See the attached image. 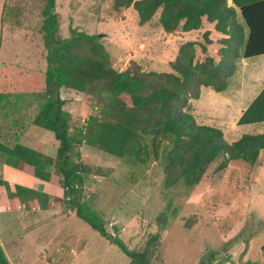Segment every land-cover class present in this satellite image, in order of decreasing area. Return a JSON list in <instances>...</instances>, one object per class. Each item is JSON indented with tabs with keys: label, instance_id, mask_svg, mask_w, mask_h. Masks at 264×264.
Wrapping results in <instances>:
<instances>
[{
	"label": "rangeland",
	"instance_id": "obj_1",
	"mask_svg": "<svg viewBox=\"0 0 264 264\" xmlns=\"http://www.w3.org/2000/svg\"><path fill=\"white\" fill-rule=\"evenodd\" d=\"M44 3L0 0V121L11 130V136H0V143L8 147L18 143L35 150L43 144L44 157H54L58 149L54 134L30 121L47 97V51L41 31ZM54 13L59 37L69 38L72 31L97 36L118 71L137 64L143 71L168 72V64L183 41L180 35L165 36L157 27L139 26L131 8L115 12L113 0H55ZM199 40L204 42L202 37ZM263 81L264 55L239 59L227 89L216 93L202 87L199 99L190 101L188 112L197 124L220 129L228 144L244 134L264 133V122L236 125ZM61 98L63 110L70 115V135L104 106L102 98L72 90L61 89ZM77 150L81 156L78 163L86 165L88 173L79 193L72 197L73 204L65 199L71 197L61 180L56 181L58 175L51 184L33 177L29 182H16L34 190L41 184L45 192L36 198L47 205L48 199L42 198L51 193L64 212L47 220H39V213L29 209L23 218L24 211L0 214L1 245L11 263L129 264L130 259L112 240L69 215L71 209L76 211L87 203L110 237L130 252L158 234L159 247L150 264H264V150L253 166L238 160L217 171L218 161L213 162L192 188L182 182L166 188L159 163L130 164L85 145ZM71 159L76 162L75 153ZM3 160L0 153V165ZM24 167L32 172L31 166ZM5 192L0 189V195L6 197ZM42 223H48L45 230L38 229ZM56 230L59 236L47 245L51 239L46 237ZM43 232L46 235L41 237Z\"/></svg>",
	"mask_w": 264,
	"mask_h": 264
},
{
	"label": "trees",
	"instance_id": "obj_2",
	"mask_svg": "<svg viewBox=\"0 0 264 264\" xmlns=\"http://www.w3.org/2000/svg\"><path fill=\"white\" fill-rule=\"evenodd\" d=\"M231 1L240 9L243 24H238L235 10L227 0H113L115 12L131 8L137 14L139 26L157 27L165 35L198 31L206 22L223 36L217 41L218 59L207 54L212 41L208 39L209 32H205L204 44H181L168 64L170 71L156 72L143 71L137 64L123 71L114 69L97 36L72 31L69 38L59 37L55 0H45L41 31L47 51V97L32 124L52 132L58 149L54 157H44L38 150L21 144L8 147L0 143L5 164L15 169L31 166L33 176L44 183L58 175L71 197L70 204L88 173L87 166L78 163L81 156L77 149L82 145L100 148L130 164H161L166 188L179 182L189 188L198 185L215 161L217 171L238 160L255 165L264 150V133L244 134L228 144L220 129L197 124L188 112L190 101L199 99L202 87L216 93L227 89L239 59L264 55V0ZM61 89L104 101L99 114L88 116L73 135L69 134L70 115L63 110ZM263 122L264 87L241 112L236 125ZM72 153L76 162L71 159ZM0 185L10 199L42 195L19 185ZM75 215L112 240L130 259L129 264H150L155 258L160 243L158 234L149 236L140 249L130 252L110 237L102 219L87 203L80 204ZM0 264H9L1 248Z\"/></svg>",
	"mask_w": 264,
	"mask_h": 264
},
{
	"label": "crops",
	"instance_id": "obj_3",
	"mask_svg": "<svg viewBox=\"0 0 264 264\" xmlns=\"http://www.w3.org/2000/svg\"><path fill=\"white\" fill-rule=\"evenodd\" d=\"M227 4L229 7H233V9L235 10V13H236V19H237V22L238 24H243V20L241 19V12H240V9L238 7H236L231 0H227ZM205 32H209V35H208V39L212 41V43L210 45L207 46V54L213 58H219V56L217 55L218 54V50L220 48V45L219 43L217 42L219 39H221L223 36L218 34L214 28H213V25L212 24H209V23H206V22H203V26L200 30L198 31H192V32H188V33H175V35H180L178 38L179 39H183V41L181 42V44L187 42V41H194V42H198V43H201V44H204L202 41L199 40L200 37H202L203 33ZM165 35V34H164ZM174 34H170V35H165V36H170L172 37ZM195 35L198 37L195 38ZM169 41V40H168ZM180 44V45H181ZM179 45V46H180ZM199 49V48H198ZM178 50V48H177ZM262 56V55H260ZM259 57V56H257ZM254 58V57H252ZM242 59V58H241ZM250 59V58H248ZM256 83V82H255ZM264 87V81L262 82V85L261 87L259 88V90H261L262 88ZM260 91H258L259 93ZM60 97H61V90H60ZM256 97V96H255ZM254 97V98H255ZM62 99V98H61ZM64 100V99H63ZM65 105V104H64ZM27 107V106H26ZM246 107L243 109L245 110ZM38 112V111H36ZM33 118L34 116L32 115L31 118H30V121L32 123L33 121ZM33 125V124H32ZM0 136H11V130L8 129L7 127H4L2 126V122L0 121ZM2 144V143H1ZM18 144V143H17ZM24 146V145H23ZM43 144H40L38 145L37 147V150L43 154ZM26 166V165H25ZM28 166V165H27ZM49 172L50 173H54L53 172V169H49ZM34 178L36 179L34 176H33V169H32V172H30V170H27V168H25L23 166L22 169H15L11 166H8L5 164L4 160L3 162L1 163L0 165V182H3V183H6L8 184L9 186H13V185H19L17 184L16 182L18 180H22L23 182H29V180L31 178ZM32 178V179H33ZM57 179V178H56ZM55 178L53 180L50 181V183H46V184H51L52 182H54L56 180ZM38 181H40L39 179H37ZM60 180V177L59 179H57L56 181ZM42 182V181H41ZM44 183V182H42ZM35 184V183H34ZM19 186H22V185H19ZM36 190L34 189H31L33 191H36L38 193H44L45 190L44 188H42L43 186L41 184H36ZM24 187V186H22ZM3 188L4 191H5V187L3 185H0V189ZM27 188V187H26ZM38 188H40V191ZM6 194V197L5 196H2L0 195V214H4V213H17V212H22L24 211L21 215H22V218L23 217H26V213H27V210L30 211V212H33V213H39L37 215L38 219L41 220H47L48 216L52 215V216H56L57 214H59L60 211H62L61 213H63L64 211L62 210V207L60 208L57 207L56 205L58 204V202H54V198H52V194H48V198H42V200H45V199H48V203L47 205H45V203L41 202L40 201V198H33V199H26V198H23V199H19V198H13V199H10L7 197V193L5 192ZM63 197H65L64 193L60 194V198L63 199ZM67 201L69 200V197H66L65 198ZM69 202V201H68ZM60 203V202H59ZM49 205V206H48ZM58 208V209H57ZM53 210V211H51ZM41 211H45L47 214L45 215L44 214H40ZM65 215V214H64ZM62 215V216H64ZM69 215L70 216H75V210L74 209H71L69 211ZM48 223H42L38 226V229L39 230H45V226L47 225ZM50 226H54V225H49V228ZM5 228V226H4ZM54 228V227H53ZM29 235V232L25 234V237L27 238ZM45 232H43V234L41 235V237H44ZM59 236V232L54 231V233L52 234H48V236L46 237L47 239H51V242H46L47 245H51V243L53 242V239L55 237H58ZM1 239V237H0ZM11 244H15V243H11ZM0 248H2L3 252L5 253L4 249H3V246L1 245V240H0ZM61 248V245H58L56 247L57 251L60 250ZM6 255V253H5ZM7 257V255H6ZM8 259V262L9 264H13L11 263V261L9 260V258L7 257Z\"/></svg>",
	"mask_w": 264,
	"mask_h": 264
}]
</instances>
